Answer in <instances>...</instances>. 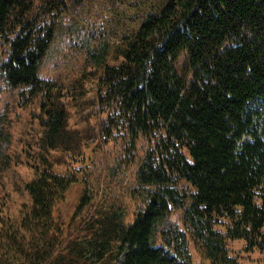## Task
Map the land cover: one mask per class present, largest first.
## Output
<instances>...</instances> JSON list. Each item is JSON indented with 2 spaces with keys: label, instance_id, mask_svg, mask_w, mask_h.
Instances as JSON below:
<instances>
[{
  "label": "trees",
  "instance_id": "16d2710c",
  "mask_svg": "<svg viewBox=\"0 0 264 264\" xmlns=\"http://www.w3.org/2000/svg\"><path fill=\"white\" fill-rule=\"evenodd\" d=\"M0 80L41 126L0 264L264 251V0H0Z\"/></svg>",
  "mask_w": 264,
  "mask_h": 264
},
{
  "label": "rangeland",
  "instance_id": "374dc122",
  "mask_svg": "<svg viewBox=\"0 0 264 264\" xmlns=\"http://www.w3.org/2000/svg\"><path fill=\"white\" fill-rule=\"evenodd\" d=\"M2 86L0 80V88ZM259 105H261L259 103ZM257 105V107L259 106ZM19 107L14 94L7 90L0 91V133H8L10 144L6 140L0 143L1 151L7 152L9 157H0V196L7 195L9 214L12 217L19 215L23 203H29V197L24 189V184L33 175L23 164V155L18 156L20 145L28 140L35 144L37 135L41 132L38 119L33 117L29 108ZM36 109V108H35ZM37 110V109H36ZM73 110V108L71 109ZM36 112V111H35ZM9 152V153H8ZM4 153V156H5ZM80 186L74 185L68 193L66 202L59 205L66 218L70 216L80 194ZM244 240L236 239L228 243L230 253L237 257L239 264H264V251L250 250L244 247ZM194 264H199L201 257L191 246Z\"/></svg>",
  "mask_w": 264,
  "mask_h": 264
},
{
  "label": "bare ground",
  "instance_id": "6f19581e",
  "mask_svg": "<svg viewBox=\"0 0 264 264\" xmlns=\"http://www.w3.org/2000/svg\"><path fill=\"white\" fill-rule=\"evenodd\" d=\"M255 115V114H254ZM243 140V139H242Z\"/></svg>",
  "mask_w": 264,
  "mask_h": 264
}]
</instances>
